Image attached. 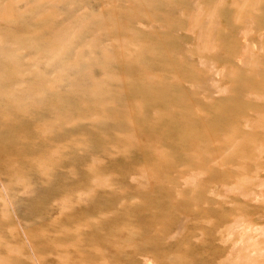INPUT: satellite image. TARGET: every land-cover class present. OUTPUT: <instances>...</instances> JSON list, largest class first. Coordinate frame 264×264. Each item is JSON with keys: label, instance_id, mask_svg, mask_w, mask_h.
<instances>
[{"label": "rangeland", "instance_id": "374dc122", "mask_svg": "<svg viewBox=\"0 0 264 264\" xmlns=\"http://www.w3.org/2000/svg\"><path fill=\"white\" fill-rule=\"evenodd\" d=\"M0 264H264V0H0Z\"/></svg>", "mask_w": 264, "mask_h": 264}]
</instances>
